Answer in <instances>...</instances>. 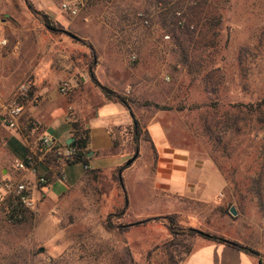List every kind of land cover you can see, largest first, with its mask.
Instances as JSON below:
<instances>
[{"label": "rangeland", "instance_id": "374dc122", "mask_svg": "<svg viewBox=\"0 0 264 264\" xmlns=\"http://www.w3.org/2000/svg\"><path fill=\"white\" fill-rule=\"evenodd\" d=\"M175 1L171 9L183 12V26L155 11L158 0H87L84 13L74 19L90 18L86 30L64 31L52 24L66 35L44 27L28 9V4L34 9L28 0H4L5 6L24 4L26 11L14 16L13 34L4 31L14 42L0 50V141L10 131L4 110L18 86L54 76L46 74V63L60 66L62 54L76 65L72 78L60 81L59 86H71L64 97L85 85L94 101L95 90L101 91L89 76L88 46L95 52L97 82L127 99L141 133L137 158L125 172L84 171L58 198L41 200L32 211L19 207L17 220L9 218L14 200L5 195L0 201V264H183L188 252L211 242L181 236L169 245L172 238L162 217L172 214L183 229L208 231L264 256V211L254 181L261 133L255 138L253 121L240 132L231 126L224 134L214 131L223 139L219 145L204 131L212 119L225 116L232 124L237 104L264 99V0ZM138 13L148 16V26ZM85 35L93 41H84ZM164 35L170 40L164 41ZM34 96L37 103L25 101L23 109L38 104ZM151 122L159 129L156 142L195 159L216 160L225 181L218 204L181 203L160 195L152 176L157 155L147 128ZM132 138L130 126L121 141L128 159L136 152ZM2 177L0 169V184L7 182ZM147 200L160 204L145 207Z\"/></svg>", "mask_w": 264, "mask_h": 264}, {"label": "crops", "instance_id": "0c3cea01", "mask_svg": "<svg viewBox=\"0 0 264 264\" xmlns=\"http://www.w3.org/2000/svg\"><path fill=\"white\" fill-rule=\"evenodd\" d=\"M28 1L36 11L47 15L59 30L84 31L89 27L90 18L83 17L85 14L81 19L72 20L60 9L62 3L77 4L85 1L86 4L87 0ZM3 2L4 0H0V35L7 39L8 44L11 45L14 40L9 36L10 34L6 35L4 31L9 29L13 34L12 28L16 24L14 16L19 12L24 14L26 7L24 4L17 8L12 5L5 6ZM83 10L80 15L84 13ZM26 13L30 16L28 12ZM82 39L87 42L93 41L88 35ZM17 46H19L18 42L15 43L16 51L19 50ZM44 51L48 52L47 49ZM64 57L62 54L60 66L47 61L46 74L54 72V76L38 79L33 84L32 94L37 97L38 104L25 106L17 128L4 134L0 141L2 180L27 182L36 204L41 200L58 198L87 169L90 171H116L130 160L128 154L121 150L123 144L121 141L124 131L132 125L131 109L107 100L97 90H95L96 96L92 102L89 94L83 88L85 85L70 96L59 95L57 88L60 81L68 76L72 78L71 74L73 70H76V65L65 60ZM70 112L77 118L79 133H87L85 147L88 158L87 168L84 169L81 164L70 165L48 157L38 163L37 175L28 171L16 170L14 163L20 160L7 146L8 139H15L25 147L29 154L34 156L39 155L38 138L44 133L50 134L54 141L62 146H72L76 139L75 131L72 128V123L65 119ZM30 122L37 124L35 132L31 131ZM147 128L150 131L157 155L152 176L156 189L162 191L160 195L164 199L172 198L181 203L218 204L219 197L225 188V181L213 162L208 159H195L187 151L175 149L164 141L163 143L156 142L155 135H158V126H154L151 122ZM62 174L63 178H61ZM37 176L46 178L47 185L37 186ZM159 204L147 200L145 207L158 206ZM183 264H260V262L254 257L225 245L205 243L194 249Z\"/></svg>", "mask_w": 264, "mask_h": 264}, {"label": "trees", "instance_id": "16d2710c", "mask_svg": "<svg viewBox=\"0 0 264 264\" xmlns=\"http://www.w3.org/2000/svg\"><path fill=\"white\" fill-rule=\"evenodd\" d=\"M167 2H168V0H158L157 3L158 4H166ZM158 4H156V5H158ZM28 9L30 10L31 14L47 29L51 30L52 32L63 33V34L69 35L65 32L55 30L52 26V22L49 20L48 16L45 15L44 13H41V12H38V11L32 9L29 4H28ZM173 14H174V11L172 9H168V11H166L162 15L165 16V19H168L169 17L174 19ZM175 29L177 30L178 28L177 27L174 28L173 31H175ZM170 32H172V31H170ZM73 39L75 41L81 43V41L79 39H77V38H73ZM88 49H89L90 55L92 57L91 62H90L91 64H90V67L88 70L92 83L97 88H99V90L101 91V93L104 95V97L107 100L114 101V102L122 105L123 107L129 109L130 107L128 105L127 99H125L124 97L114 93L113 91L107 89L106 87L101 86L97 82V80L94 76V71H93L94 65L96 64L95 58H94L95 52H94V49L91 48L90 46H88ZM29 95H30V98H32V92H30ZM22 106H24L23 103H22ZM234 113H235V116H234V120H233L232 124H229L228 122H231V120H229L227 117L224 116V118L222 117L223 118L222 120L216 121V120L212 119L210 122H207L206 125L204 126V131L206 130V132L208 133L210 138H212V140H214L215 142H217L220 145L223 142V139L218 134L214 135L215 132H218L220 134H224L227 129H231V126H233L235 128L236 132H240L241 129L245 126V124L247 122H251V121L254 122L253 127L256 128V129H254L255 138H257L258 133H261V139L259 141V146H258V150L260 152V157H261V162L258 165V170H257L258 173H257L256 178H254V181L258 182L257 186L255 187L256 194L258 195L259 207L262 211H264V201H263V198L261 197V195H262L261 191H262V185H263V179H262L263 176L262 175L264 173V99L259 100L255 103H250V104H246V105L237 104L235 106ZM131 116H132L131 127L133 130L132 140H133V146L136 150L137 145H138L139 135L141 133V126H140L139 122L137 121V119L133 116V114H131ZM72 128L75 131V138H76L74 140V145H72V146L70 145V147L73 149V154L70 158L64 160V163H68L70 165L81 164V166L84 167V169H86L87 164H88L87 152L85 151V147H86V143H87V133L86 132L79 133V128H78L77 124H72ZM224 145H226L225 142H224ZM7 146L12 150L14 155L19 158L20 161H25V159L29 155V153L25 149V147L22 146L18 141H16L13 138L8 139ZM212 161L214 162L213 164L215 165L217 170L220 172L219 167L216 166V160L212 158ZM128 167L129 166H127L125 164L124 166L118 168L117 172L121 173L124 169H126ZM87 171L88 172H95V171H90L88 169H87ZM220 174H221V172H220ZM118 182H119V185L122 186V180L120 178H118ZM121 188L123 189V187H121ZM126 207H127V200L125 199L124 200V209H126ZM18 208H19V206L14 202L10 205V208L8 209L10 219L17 220L16 218H14V216H15ZM178 218L179 217L176 214H172V215L162 217V219L166 221L167 229L169 230V233H170L171 238H172V240L168 242L169 245L175 244V240L181 236L182 237H188V238L201 237L204 240L209 241L211 243L225 245L227 247L238 250V251H240V252H242L248 256H251V257L258 259L260 264H264V256L260 255L257 251H255V250H253V249H251L245 245H242L236 241L225 239L223 237H220V236L215 235L213 233H210L208 231H202V230L192 228V227L183 229L177 223ZM147 222H149V220L137 222L134 224H129L128 226L122 227L121 231L125 232L128 230L129 227L137 226V225L144 224ZM188 254H190V252H188Z\"/></svg>", "mask_w": 264, "mask_h": 264}, {"label": "built area", "instance_id": "2783aa9c", "mask_svg": "<svg viewBox=\"0 0 264 264\" xmlns=\"http://www.w3.org/2000/svg\"><path fill=\"white\" fill-rule=\"evenodd\" d=\"M106 1V0H101ZM175 0H168L166 4H158L155 6V11L163 14L168 9H171L175 4ZM85 5V1H82L77 4L71 3H62L60 4V9L69 18L75 19L77 18L81 11L83 10ZM174 11V20L177 22L179 26H183L185 24V17L183 12ZM137 18L142 22L143 25L148 26L149 20L148 16L144 13H138ZM164 41H169V35L163 36ZM9 46L7 39L3 38L0 35V50L6 49ZM33 84L30 81H25L21 83L16 89L11 102L4 110V123L9 130H15L17 128L18 122L20 118L23 116V106L22 103L24 101H31L33 104L37 103L35 98H31L30 100V92H32ZM71 86L69 83L64 82L58 87V93L61 96H66L70 91ZM33 106V105H32ZM67 122H73V115H70L65 118ZM30 128L32 132L37 130V124L35 122H30ZM39 143V155L34 156L29 154L25 161H16L15 169L18 171H28L33 175H37V166L38 163L43 161L44 159L51 157L55 158L59 161L64 162V160L70 158L73 154V149L70 146H62L54 141L50 134H41L38 138ZM63 178V174L61 175ZM37 186L44 187L47 185V179L43 176H37ZM5 195H9L10 198L14 200V202L21 207L23 210L32 211L36 208V201L34 200L31 192L30 186L27 182H12L7 181L0 184V201L4 199ZM16 218H20V215H16Z\"/></svg>", "mask_w": 264, "mask_h": 264}, {"label": "water", "instance_id": "95a60500", "mask_svg": "<svg viewBox=\"0 0 264 264\" xmlns=\"http://www.w3.org/2000/svg\"><path fill=\"white\" fill-rule=\"evenodd\" d=\"M137 155H138V152L136 150L134 156L130 160L127 161L126 165L129 166L130 164H132V162L137 158ZM230 213H231L232 216L236 215L235 211L232 208L230 210Z\"/></svg>", "mask_w": 264, "mask_h": 264}]
</instances>
